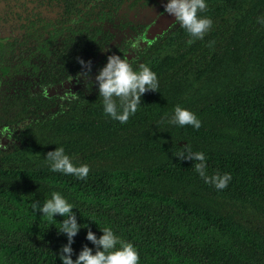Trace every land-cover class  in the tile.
<instances>
[{
	"label": "trees",
	"instance_id": "trees-1",
	"mask_svg": "<svg viewBox=\"0 0 264 264\" xmlns=\"http://www.w3.org/2000/svg\"><path fill=\"white\" fill-rule=\"evenodd\" d=\"M164 3L0 0V26L12 35L0 42V134L10 139L0 144V221L21 234L0 240L7 264H61L63 217L49 221L31 210L52 191L97 237L110 226L132 242L139 264H264V25L257 22L264 0H206L197 15L212 27L191 45L177 22L151 41L141 37ZM126 53L133 70L143 64L156 73L158 88L121 124L104 114L95 76L109 55ZM70 78L80 82L72 94L46 96ZM177 105L196 114L198 130L168 123ZM186 144L205 154L209 176L231 174L226 188L206 184L195 161L175 157ZM60 146L74 165L89 166L85 179L50 171L44 158ZM157 202L226 243L183 245L182 254L164 213L144 209ZM87 230L73 238V260L82 245L93 248Z\"/></svg>",
	"mask_w": 264,
	"mask_h": 264
},
{
	"label": "clouds",
	"instance_id": "clouds-1",
	"mask_svg": "<svg viewBox=\"0 0 264 264\" xmlns=\"http://www.w3.org/2000/svg\"><path fill=\"white\" fill-rule=\"evenodd\" d=\"M163 8L164 12L174 17V21L191 37L187 40L188 45L194 43L196 39H203L212 27L213 22L210 17L197 15L198 12H203L207 8L206 0H165ZM257 22L264 25V18L257 17ZM79 62L84 67L90 65V61ZM95 83L98 94L102 98L104 114L121 124L126 123L130 115L135 114L145 92H157L158 88L157 75L148 65L142 64L137 70H133L128 58L115 54L109 55L105 65L98 70ZM168 123L181 127L189 125L196 130L201 127V121L196 114L179 105L174 107ZM182 149L183 151L175 154V157L195 161L194 170L206 184L210 183L217 190L228 186L232 179L230 173L216 172L209 176L206 172L205 154L191 151L188 144ZM44 159L52 172L70 174L77 179H85L89 173L87 164L79 166L73 164L63 146L55 147L53 151L46 153ZM73 209V204L69 203L59 191H52L50 198L42 203L34 201L31 204L33 214L39 212L41 217L49 221H56L54 217L57 215L63 217L58 222L59 230L57 231L58 234H64L67 239V243L59 249L58 253L61 264H139V253L132 242L122 239L110 226L100 229L102 234L97 237L88 225L82 227V224H78ZM82 228L88 229L85 239L93 245V248L88 247L87 244L82 245L73 260V238Z\"/></svg>",
	"mask_w": 264,
	"mask_h": 264
},
{
	"label": "rangeland",
	"instance_id": "rangeland-1",
	"mask_svg": "<svg viewBox=\"0 0 264 264\" xmlns=\"http://www.w3.org/2000/svg\"><path fill=\"white\" fill-rule=\"evenodd\" d=\"M142 205L145 206L146 204ZM144 209L148 210L150 215L152 213L158 214V212L164 213V216L166 217L165 219L167 220H162V222L169 227L173 246L176 249L181 250L182 254L184 253L183 245H188V247L202 251L208 247L224 245L226 243L225 237H223L220 233L211 229H207L197 222L191 221L190 219L176 214L175 211L173 212V210L167 204L157 202L153 203L149 209L148 207H144ZM89 210L92 212L101 211L90 206ZM48 226L54 229L52 225L48 224ZM10 228V224L2 223V221H0V240H3L4 238L8 239L21 237L20 233H17ZM34 238L37 239V237L33 236V239ZM176 252L178 251L176 250ZM145 260L149 263H154V261H157L152 257H147ZM0 264L7 263L4 259L0 258Z\"/></svg>",
	"mask_w": 264,
	"mask_h": 264
},
{
	"label": "flooded vegetation",
	"instance_id": "flooded-vegetation-1",
	"mask_svg": "<svg viewBox=\"0 0 264 264\" xmlns=\"http://www.w3.org/2000/svg\"><path fill=\"white\" fill-rule=\"evenodd\" d=\"M139 24H142L141 22H139ZM144 32V31H143ZM10 33L11 32H9L8 30H6V32H5V29L3 30V26H0V42L1 43H3V42H5L6 41V39L8 38V37H11L12 35H10ZM141 37H143L142 35H141ZM128 53V52H127ZM125 54L124 56L126 57V58H128L129 60H131V57L128 55V54ZM1 81H3V76L0 74V82ZM75 80L73 79V78H70V79H68V80H65V81H63V83H62V87L60 88H57V87H52V88H47L46 90H45V94H46V96L47 97H49V98H51V97H53L54 95H57V93L58 94H60V89H63L64 91H62L61 92V95H59V97H61L62 96V94H72V92H74L75 90H74V88L76 87V86H79L78 84L80 83V82H74ZM0 87H2V85H0ZM9 138L8 137H6V136H4L3 135V132H1V134H0V144L2 145V146H6V145H8V143H9Z\"/></svg>",
	"mask_w": 264,
	"mask_h": 264
},
{
	"label": "water",
	"instance_id": "water-1",
	"mask_svg": "<svg viewBox=\"0 0 264 264\" xmlns=\"http://www.w3.org/2000/svg\"><path fill=\"white\" fill-rule=\"evenodd\" d=\"M175 23L176 22L174 21V17L162 11L153 19V21L149 25H147L143 37L151 41L156 36H161Z\"/></svg>",
	"mask_w": 264,
	"mask_h": 264
}]
</instances>
